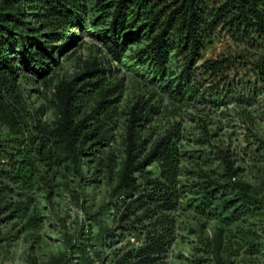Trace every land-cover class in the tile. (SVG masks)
Instances as JSON below:
<instances>
[{
    "label": "rangeland",
    "instance_id": "1",
    "mask_svg": "<svg viewBox=\"0 0 264 264\" xmlns=\"http://www.w3.org/2000/svg\"><path fill=\"white\" fill-rule=\"evenodd\" d=\"M96 13L86 15L83 31L73 29L72 41L57 43L61 50L54 52L55 62L48 63L42 76L19 69L2 93L0 145L9 153H16L18 146L34 149L30 157L37 171L22 183L0 186V264H133L126 253L142 238L130 227L140 228L131 218L120 219L123 204L112 194L124 168L126 114L138 101H158L160 106L159 115L140 134L146 150L177 122L186 137L181 145L188 153L183 155L187 169L216 177L222 174L217 157L228 153L238 167L237 177L252 195L264 199V157L254 148L264 141V92L246 107L203 110L172 102L149 82L142 67L134 65L131 55L141 42L127 45L115 60L89 34L106 23ZM225 45L214 41L204 56L226 51ZM90 67L95 71L82 75ZM70 82L76 91V119L92 113L99 101H108L87 122L88 130L98 127L95 131L104 140L95 155L79 158L76 164L54 159L50 163L52 141L47 134L61 118L57 90ZM29 136L37 138L33 148ZM40 144H45L41 157L36 154ZM107 156L113 160L111 172L105 166ZM7 161L0 157L1 164ZM144 172L153 180L157 170L152 165ZM192 181L202 179L189 176L186 184ZM191 197L195 195L186 198ZM182 202L173 213L174 238L155 264H264V212L221 223Z\"/></svg>",
    "mask_w": 264,
    "mask_h": 264
},
{
    "label": "trees",
    "instance_id": "2",
    "mask_svg": "<svg viewBox=\"0 0 264 264\" xmlns=\"http://www.w3.org/2000/svg\"><path fill=\"white\" fill-rule=\"evenodd\" d=\"M93 11L106 23L89 34L115 60L127 45L141 42L131 55L134 65L142 67L149 82L172 102L203 110L246 107L264 92V0H0V99L17 70L42 76L48 63L55 62L54 52L61 50L57 43L72 41L73 29L83 31L86 15ZM214 41L225 42L228 49L206 58L205 49ZM94 71L90 67L82 75ZM75 92L73 82L57 90L61 118L47 134L52 141L50 163L54 159L76 164L79 158L95 155L104 140L95 131L98 127L88 130L87 122L108 101H99L92 113L76 119ZM159 113L158 101H138L129 108L124 168L112 194L123 204L120 219L131 218L140 228L130 227L142 238L126 253L133 264H155L162 258L174 238L173 213L183 199L187 208L221 223L264 212V199L252 195L237 177L238 167L228 153H219L222 174L216 177L186 168L183 155L188 153L181 145L186 137L177 122L146 150L140 134ZM28 138L33 148L37 138ZM44 146L36 150L39 157ZM254 148L264 157V141ZM14 150L9 153L0 145V157L8 160L0 163L1 187L8 181L22 183L37 171L30 157L34 149ZM112 162L111 156L105 158L107 172ZM152 165L157 172L150 180L144 169ZM189 176L202 181L188 185ZM189 195L195 197L186 198Z\"/></svg>",
    "mask_w": 264,
    "mask_h": 264
},
{
    "label": "built area",
    "instance_id": "3",
    "mask_svg": "<svg viewBox=\"0 0 264 264\" xmlns=\"http://www.w3.org/2000/svg\"><path fill=\"white\" fill-rule=\"evenodd\" d=\"M130 241H131V242H133V241H134V239H132V238H131V239H130Z\"/></svg>",
    "mask_w": 264,
    "mask_h": 264
}]
</instances>
